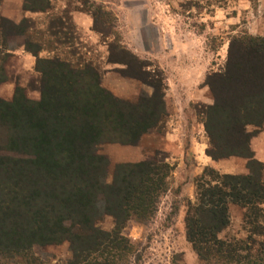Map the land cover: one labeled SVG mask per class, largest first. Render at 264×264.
<instances>
[{"label":"trees","instance_id":"obj_1","mask_svg":"<svg viewBox=\"0 0 264 264\" xmlns=\"http://www.w3.org/2000/svg\"><path fill=\"white\" fill-rule=\"evenodd\" d=\"M52 6V0L23 2L30 12L46 13ZM98 9L88 10L94 30L107 41L114 29L106 18L111 13ZM71 13L53 18L52 39L42 40L31 17L17 22L0 11V86L9 80V38L35 57L40 75L38 99L20 84L11 99L0 97V264H51L36 249L65 242L71 256L58 264L138 263L124 228L133 219L151 220L169 190L174 166L167 156L119 162L110 174V158L100 152L103 144L136 145L145 134L164 130L166 77L119 40L110 43L109 61L123 65L118 72L153 88L132 101L105 87L101 67L75 57L74 49L71 57L41 56L75 46ZM205 84L213 102L195 109L209 138L206 154L215 161L243 157L250 172L204 168L196 178V199L187 203L186 238L206 264H264V161L252 147L264 131V35L230 38L226 67L209 74ZM231 205L244 209L245 238L221 236L231 222ZM106 215L113 218L111 230L98 225Z\"/></svg>","mask_w":264,"mask_h":264},{"label":"rangeland","instance_id":"obj_2","mask_svg":"<svg viewBox=\"0 0 264 264\" xmlns=\"http://www.w3.org/2000/svg\"><path fill=\"white\" fill-rule=\"evenodd\" d=\"M85 1L52 0L53 6L49 12L27 15L33 19L36 37L49 40L52 37L48 26L52 19L72 12L76 27L75 46L62 45L56 50H44L41 56L71 57L70 49H74L75 53L79 52L75 57L79 54L86 56L101 67L106 77L104 83L113 85L117 89L116 95L132 101H136L143 92L151 94L153 88L141 81H123L122 77L125 76L118 72L123 65L109 61L110 43L119 40L141 58L150 60L151 70H159L166 77L169 115L164 130L145 134L136 145L107 143L100 147V152L110 158V174L116 163L140 161L155 155L167 156V161L174 166L169 190L161 197L154 217L145 223L130 220L124 228L125 236L136 246L140 256V261L135 264H206L198 258L187 240L185 225L187 203L196 199V178L202 174H196L195 167L203 165V160L195 157L187 147V139L181 136L192 131L193 127L188 126L191 121L196 134L203 136L204 125L195 105L213 102L210 87L205 84L206 77L224 70L229 41L234 35H264V28L257 27L258 22L263 21L264 24V0H87V4ZM23 2L3 0L0 11L11 19L21 18L24 16ZM98 6L112 16H106L111 20V28L114 27L107 41L92 30L93 17L90 12L99 10ZM81 10L87 13L86 18L90 20L88 30H84L85 26L79 28L74 19L75 12ZM99 18L103 16L99 15ZM6 40L13 55L7 68L9 80L0 86V97L11 99L16 85L20 84L25 87L29 97L38 99L40 75L35 69V57L16 39ZM128 81L133 83L129 84ZM170 126L179 127L181 135L178 140L172 141L176 144L172 146L173 152L160 144ZM255 137L252 147L256 150V157L264 161V134ZM205 141L209 145L206 132ZM214 168L221 173L250 172L247 160L236 156L217 161ZM230 213V225L221 236L245 238L248 233L244 228V209L231 205ZM98 225L111 230L114 227L113 218L103 216ZM36 253L51 264L66 262L71 256L67 242L36 249Z\"/></svg>","mask_w":264,"mask_h":264},{"label":"crops","instance_id":"obj_3","mask_svg":"<svg viewBox=\"0 0 264 264\" xmlns=\"http://www.w3.org/2000/svg\"><path fill=\"white\" fill-rule=\"evenodd\" d=\"M243 1V0H242ZM24 11V10H23ZM40 12H30V11H24L22 14L24 15V16H27V15H35V14H39ZM23 16V17H24ZM88 15H87V13L85 14V13H83V11H76L75 12V14H74V19H75V21H76V23H77V25L79 26V28H83L84 26H85V29L84 30H88V29H90V20H88V18H86ZM21 18H19V16L18 17H14V18H12L13 20H15V21H20L23 17L22 16H20ZM90 19V18H89ZM85 22V23H84ZM257 27H263L264 28V24H263V21H261V22H258V24H257ZM92 30H94L93 29V25H92ZM95 31V30H94ZM95 32H97V31H95ZM99 33V32H98ZM100 34V33H99ZM106 79V77H103V85L105 86V87H107L108 89H110L112 92H117V89H115V87L113 86V85H111L110 83H104V80ZM122 79H124L123 81H125L126 79H128L129 81L130 80H136L137 82L139 81V80H137V79H133V78H129V77H122ZM128 81V82H129ZM136 82V83H137ZM131 83H133V82H129V84H131ZM200 124V123H199ZM179 126V125H178ZM188 126L189 127H193V129H192V131L191 132H189V134L188 135H186V136H181L180 135V132H178L179 131V127H176V128H174L173 126H170V130L169 131H167L166 133H165V135L162 137V140L160 141V144H161V146L162 147H164V148H166V149H168V151H170V152H173L172 150H173V148H172V146H173V144L174 145H176L175 143H173L172 141H176V140H178L179 138H180V136L183 138V139H187L186 141H187V147H190L189 148V150L191 151V152H193L194 153V155H196L195 157H197V158H200V159H202L203 160V165H201V166H198V167H195V173L197 174H200V173H202L203 172V170H204V168L206 167V166H213V167H215V164L217 163V161H215V160H213L210 156H208L207 154H206V149H207V147H208V143H207V141H205V143H204V138H205V129H204V126H203V136H201L200 137V135L201 134H196V132H195V127L193 126V123H192V121L190 122V124H188ZM177 133V134H176ZM262 134H264V131H262V132H260L259 133V135H262ZM256 138V137H255ZM254 149V148H253ZM255 150V149H254ZM189 152V151H188ZM255 154H256V150H255ZM172 159H174V158H172ZM219 161V160H218Z\"/></svg>","mask_w":264,"mask_h":264}]
</instances>
